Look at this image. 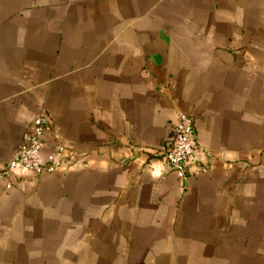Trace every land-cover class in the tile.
Instances as JSON below:
<instances>
[{"label":"crops","instance_id":"0c3cea01","mask_svg":"<svg viewBox=\"0 0 264 264\" xmlns=\"http://www.w3.org/2000/svg\"><path fill=\"white\" fill-rule=\"evenodd\" d=\"M39 113L85 164L0 173V264H264V0H0V172Z\"/></svg>","mask_w":264,"mask_h":264},{"label":"built area","instance_id":"2783aa9c","mask_svg":"<svg viewBox=\"0 0 264 264\" xmlns=\"http://www.w3.org/2000/svg\"><path fill=\"white\" fill-rule=\"evenodd\" d=\"M48 126L49 121L45 113H39L31 120L23 132L21 142L1 170L0 173L3 176L20 175L26 172L39 176L46 172L65 169L75 160L85 164L83 154L70 150L59 142H55L46 155L41 154L43 135ZM194 130V116L185 111H178L177 120L171 127L170 133L156 148V154L182 178H185L188 173H198L206 169L205 164L196 160Z\"/></svg>","mask_w":264,"mask_h":264}]
</instances>
